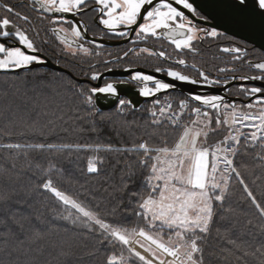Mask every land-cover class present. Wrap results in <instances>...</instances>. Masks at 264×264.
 <instances>
[{
	"label": "snow or ice",
	"instance_id": "6c2138e0",
	"mask_svg": "<svg viewBox=\"0 0 264 264\" xmlns=\"http://www.w3.org/2000/svg\"><path fill=\"white\" fill-rule=\"evenodd\" d=\"M30 7L40 14L37 19L48 22L45 33L59 41L52 63L63 59L60 67L65 70L41 71L49 63L41 54L49 39L38 45L41 29L32 17L0 0L3 136L42 138L34 143H0V149L8 150L0 164V264H39L45 235L25 211L36 191L50 194L60 209L58 217L82 230L84 255L103 254L100 264H212L214 257L225 264H264V198L257 197L241 171H249L241 161L253 153L254 167L264 172V61L248 60L247 45L221 47L219 52L231 56L232 66H214L213 77L203 66L189 65L186 58L199 54L196 42L224 35L216 26L202 27L195 20L221 19L253 41L264 42V0H31ZM88 11L98 13L100 25L116 38L135 33L134 47L99 61L105 72L114 71L108 65L119 66L134 55L146 62L155 58L159 63L152 71L169 79L129 66L124 68L129 78L93 85L104 73L91 60L103 53L85 46L87 24L67 21L63 15ZM159 41H167L172 51L163 44L158 47ZM69 62L80 67L87 84L73 79L76 74L67 69ZM244 65L257 74L238 75ZM189 68L196 75L185 71ZM226 73L232 75H222ZM252 81L262 83L248 86ZM178 84L220 88L224 94L189 91L171 97ZM230 84L236 85L237 99L243 97L239 104L228 96ZM123 85H136L137 94L151 100L146 109L150 120L117 130L118 136L132 135L134 128H141L140 137L120 146L47 142L68 123L65 110L81 105L89 116L112 122V115L97 106L100 97L115 98L121 115L134 111L137 105L121 98ZM29 104L49 119L41 122L26 116L22 109ZM65 152L90 154L87 178L84 183L75 181V188H65L54 179L66 172L57 167L56 159L42 162L45 153L58 158ZM37 172L41 183L21 181ZM233 178L242 186L248 208L232 203ZM73 254L72 246L61 248L60 255Z\"/></svg>",
	"mask_w": 264,
	"mask_h": 264
},
{
	"label": "trees",
	"instance_id": "16d2710c",
	"mask_svg": "<svg viewBox=\"0 0 264 264\" xmlns=\"http://www.w3.org/2000/svg\"><path fill=\"white\" fill-rule=\"evenodd\" d=\"M114 53V52H113ZM110 57V56H105ZM72 65L71 71L75 72L76 76L80 74L78 69ZM69 68V69H70ZM41 71H49V69L42 68ZM75 80V79H74ZM76 81V80H75ZM78 103V101H77ZM150 107L145 105L140 110H128L125 114H119L116 109L113 111H104V114L112 115V122L101 121L99 116H89L87 109L84 106H80L78 109L73 108L72 111H66L64 117L68 121L67 124L47 137V142L52 143H95L97 141L108 144L111 143L115 146L128 145L135 137H140L142 134L141 128H134L132 135L124 133L117 135V130L122 126L127 125H143L151 117L146 111ZM23 113L31 119H38L41 122H46L49 117L44 115L40 108H33L31 104L22 109ZM82 117L83 119H79ZM5 121L0 118V143H24V142H38L42 138L35 135L20 136L18 134L13 135L11 139L3 136V125ZM93 126L96 131H92ZM64 129H67L66 131ZM19 130H17L18 132ZM144 139H147L145 136ZM136 142H139L137 140ZM8 150L0 149V164L3 163V156L7 154ZM257 152L260 149L256 150ZM33 155H36L33 152ZM90 154L87 152L80 153H67L56 158L55 153H45L42 156V162L46 163L47 159H56L57 167L66 170L63 176H54V179L63 185L65 188L78 187L75 181L84 183L87 178L85 175L87 167V158ZM253 153H250L245 157L241 163L248 165L249 171L241 169L246 183L253 189L258 198H264L261 196L264 193V172L261 169L254 167V161L252 159ZM90 175V174H89ZM261 176L260 180L256 177ZM42 175L40 173H29L22 176L21 181L24 183H31L33 186L42 182ZM256 183H253V181ZM232 203L234 205H240L241 207L248 208V202L244 201L243 188L239 182L233 178L230 188ZM30 208L25 209L31 213L30 219L34 226L40 228L45 235V240L41 242L42 252L39 255V264H100L103 258V254L98 257H87L84 255V247L86 240L83 236L82 230L73 227L69 222L60 219L57 212L60 210L56 201L48 193L43 191L34 192L33 196L29 200ZM91 244V241H87ZM213 245L217 244V241L213 240ZM72 246L73 255L62 256L60 255L61 248L68 249ZM212 264H225L223 259L217 260L213 258Z\"/></svg>",
	"mask_w": 264,
	"mask_h": 264
},
{
	"label": "flooded vegetation",
	"instance_id": "af4514ba",
	"mask_svg": "<svg viewBox=\"0 0 264 264\" xmlns=\"http://www.w3.org/2000/svg\"><path fill=\"white\" fill-rule=\"evenodd\" d=\"M8 2L11 5H14L16 7V10L30 15L33 19L34 24H36L41 29L40 38L37 41L38 45H39V40H42L45 38L49 39V44L43 46L44 51L41 54L43 56H46L48 58V60L52 63V61L55 59V56L53 53V48L59 43V41H56L55 37L51 36L50 32L45 33L44 29L50 27L48 25V22L46 20L42 22L39 19H37V17L40 14L37 12H33L31 10V7H30L31 0H8ZM97 17H98V13L93 12V11H88L86 14L78 15V18L80 19V21L87 24L88 28H89L87 36L84 40L85 46L95 47L96 51H98V52L102 51V53H103L101 57H97L95 59H92L91 62L94 64H97L98 69L101 72H103L105 75V74L110 73V72H105L104 71V65L102 63H99V61L105 60V59H111L112 57H105V56H109V53H111L114 57L117 53H122L123 49L129 48V47H134V45L131 43V41L135 40V35L133 36V38L131 39V41L129 43L125 44L124 46H120V47H116V48L104 46V45H101L95 41H94V44L90 45L89 41H93V40H103V41H109V42L126 41V40L130 39L131 34H132V32H130L126 39L116 38V37L112 36L111 34L107 33V30L103 27V25H100ZM67 21H69V20H67ZM194 22L197 23L198 25L202 26V27H206L201 23H198L196 21H194ZM64 27L68 28L69 26H68V24H64ZM89 38L93 39V40H90ZM160 44H163L164 48H166L169 52L172 51V47L169 46L167 41L157 42L158 47ZM97 45H101L102 49L100 47H96ZM237 45H240V46L247 45L248 46V49H249L248 55H247L248 60L253 61V62L264 61L263 52L256 49L252 45H249V44H247L241 40L235 39V38L230 37V36L225 35V34L221 37L216 38V39L209 37V38L204 39L203 41L196 42V46L200 50L199 54L189 53L186 58L188 60L189 65H191L192 63H196L197 67L203 66L206 70H208L210 72V74L213 77H215L217 73L215 71L214 66H220V67H224V66L231 67L232 66L231 56L229 54L219 52V48L227 47V46H237ZM73 46H75V45H73ZM141 46H143V45H141ZM225 62H229V63H227V65H226ZM157 63H159V61H157L155 58H150L146 62L142 58L138 59L136 56L130 55V57L125 59L124 61H122L119 66H114V65H108V66L114 68L113 72H123L124 73L125 72L124 68L131 66L135 70L141 69V70H145L146 72L154 73L152 70L156 66ZM53 64L60 67V65L64 64V60L61 59L59 61V64H56V63H53ZM72 65H73V63L69 62L67 64V69L72 67ZM168 66H169L168 63L164 64V67H168ZM173 66H175V65H173ZM235 66L240 67L239 62H237ZM74 68L78 69L80 74H78V76L75 75L73 77V79H75L79 83H80V80L87 81L86 78L81 75L80 67H74ZM62 69L65 70L64 68H62ZM83 69L85 71H87V64H83ZM185 71H188L189 74H191V75H196L195 71L190 69V68L185 69ZM74 72H76V71H74ZM156 74H158V75H160L166 79H169L163 73H156ZM237 74L238 75H241V74L254 75L257 73L254 71H250L247 68V65H244L243 72L237 73ZM222 75H229L230 76V75H232V73H226V74H222ZM127 78H129V77H127ZM127 78H125V79H127ZM117 79H120V78L106 77L105 79L102 80L101 84H103L105 81H112V80H117ZM92 83L93 84H99V82H92ZM238 83L239 82H237V84ZM84 84H87V83L85 82ZM130 86L136 87V85H130ZM210 88H215V87H200V86H198V88H196L197 90H194V91L197 93H201V94H209ZM216 89L222 90L220 88H216ZM229 89H230V91L228 92V96L230 98L237 99V97L234 95V93L236 92V85L229 87ZM180 94H181L180 92L174 91V92L170 93L169 95L171 97H177ZM164 96H165V94H161L160 98L164 99ZM239 99L242 100L243 97H240Z\"/></svg>",
	"mask_w": 264,
	"mask_h": 264
},
{
	"label": "water",
	"instance_id": "95a60500",
	"mask_svg": "<svg viewBox=\"0 0 264 264\" xmlns=\"http://www.w3.org/2000/svg\"><path fill=\"white\" fill-rule=\"evenodd\" d=\"M202 2H204V0H197V3H202ZM48 15H50V14H48ZM63 15H64V19H66V20L73 21V22L80 21V19L78 18V15L77 16H73L72 14H63ZM195 21L198 22V23H201L204 26L209 27V28L213 27V26H216L217 30L219 32H222L225 35H228V36L233 37L235 39L241 40V41H243V42H245V43H247L249 45H252L256 49H258L261 52H263V54H264V46H262V43H264V42H261L259 40L253 41L245 33H242V32H239V31L233 29L230 25H228L226 22H224L221 19H216V20L209 19L206 22L205 21H200V20H195ZM134 35H135V33L132 32L130 39H128L126 41H122V42H109V41H103V40H93V39H90V38L89 39L93 40V41H95V42H97V43H99L101 45H104V46L120 47V46H124L125 44L129 43ZM42 68L50 69V70H54V71H58V72L59 71H64L61 67H59L57 65H54L50 61H49V63L46 66H44ZM137 70L146 72L145 70H141V69H137ZM146 73H150V72H146ZM151 74L156 75L158 78H162V79L168 80V79H166V78H164V77H162V76H160V75H158L156 73H151ZM106 77L125 79V78L129 77V75H128L127 72H124V73L123 72H110V73L105 74L103 79H105ZM102 80L99 81V84L102 83ZM80 82L81 83H85V82L88 83L87 81H84V80H80ZM93 85H97V84H93ZM234 85L235 84H231L228 87H232ZM252 85L260 86L261 82L260 81H252V82L249 83V86H252ZM121 87H122L121 98L131 99L133 101V103L137 105L135 110L141 109L142 106L144 104H146V103H151L150 99L146 100L145 98L140 97L137 94L135 86L123 85ZM196 88H198V86L188 85V84H178L175 92H180V93H188L189 91L195 92L194 90H197ZM210 93L211 94H216V93L223 94V89L219 90V89H216V88H210ZM230 99H233V98H230ZM233 100H235L236 103H240V99H233ZM97 106H98V108H99V110L101 112L113 111V110L116 109V100H115V98H111V97L108 98V99H105L104 97H100L99 100H98Z\"/></svg>",
	"mask_w": 264,
	"mask_h": 264
},
{
	"label": "rangeland",
	"instance_id": "374dc122",
	"mask_svg": "<svg viewBox=\"0 0 264 264\" xmlns=\"http://www.w3.org/2000/svg\"><path fill=\"white\" fill-rule=\"evenodd\" d=\"M81 83V82H80ZM150 106V105H149Z\"/></svg>",
	"mask_w": 264,
	"mask_h": 264
}]
</instances>
